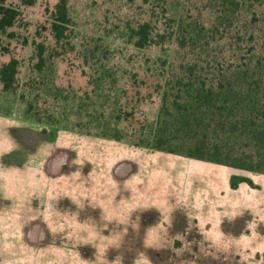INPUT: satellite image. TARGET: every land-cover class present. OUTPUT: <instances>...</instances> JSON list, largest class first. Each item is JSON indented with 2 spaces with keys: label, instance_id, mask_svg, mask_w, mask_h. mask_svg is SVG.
Returning a JSON list of instances; mask_svg holds the SVG:
<instances>
[{
  "label": "rangeland",
  "instance_id": "obj_1",
  "mask_svg": "<svg viewBox=\"0 0 264 264\" xmlns=\"http://www.w3.org/2000/svg\"><path fill=\"white\" fill-rule=\"evenodd\" d=\"M57 1L6 0L21 17L0 63L18 59L20 87L47 85L28 97L62 118L35 122L19 91L0 84V264H264V174L239 171L233 187L239 168L134 146L130 136L135 119L156 118L162 75L186 60L173 40L137 47L134 30L149 23L167 35L172 19L209 27V0H66L68 44L39 74L32 41L46 55L63 51L50 31ZM243 15L262 21L264 0ZM101 73L112 76L95 89ZM56 97L130 113L118 125L127 135L75 127Z\"/></svg>",
  "mask_w": 264,
  "mask_h": 264
},
{
  "label": "trees",
  "instance_id": "obj_2",
  "mask_svg": "<svg viewBox=\"0 0 264 264\" xmlns=\"http://www.w3.org/2000/svg\"><path fill=\"white\" fill-rule=\"evenodd\" d=\"M17 1L21 6H31L36 0ZM258 1L209 0L215 13L209 27L195 20L185 23L182 19H172V30L167 35H153L149 23L138 25L134 30L137 47L173 40L178 50L186 54V60L162 75L163 83L158 85L160 107L152 123L135 119L138 128L130 135L134 146L264 174V19H246L243 15L247 7ZM50 15L52 37L63 49L68 44L65 40L71 22L66 0H58ZM20 17L17 6L0 0V52L3 54L9 53L4 39L16 38L12 28ZM32 42L35 47L33 66L39 74L52 55L64 53L63 49L46 55L44 43ZM26 43L24 39L23 44ZM18 73V59L11 57L0 63L2 90L19 91V99L25 101L26 114L35 122H60L62 117L37 105V94L28 97L33 90L42 92L49 87L35 82L20 87ZM101 75L90 81L95 89L103 78L112 76ZM57 91L59 94L62 90L57 88ZM56 98L62 102L63 112L68 110L73 116L75 127L115 140L127 135L118 125L126 122L130 113L107 111L104 101L97 107L94 103L83 107L74 97L71 100ZM231 185L234 187L236 183Z\"/></svg>",
  "mask_w": 264,
  "mask_h": 264
},
{
  "label": "water",
  "instance_id": "obj_3",
  "mask_svg": "<svg viewBox=\"0 0 264 264\" xmlns=\"http://www.w3.org/2000/svg\"><path fill=\"white\" fill-rule=\"evenodd\" d=\"M237 168V167H236ZM243 169L239 168L238 170H236L235 172L231 173L230 175V180L231 182L234 183H239L242 180V176L238 175L239 171H242Z\"/></svg>",
  "mask_w": 264,
  "mask_h": 264
}]
</instances>
